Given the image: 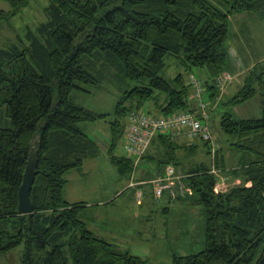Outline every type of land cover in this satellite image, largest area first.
<instances>
[{"label": "trees", "instance_id": "16d2710c", "mask_svg": "<svg viewBox=\"0 0 264 264\" xmlns=\"http://www.w3.org/2000/svg\"><path fill=\"white\" fill-rule=\"evenodd\" d=\"M3 1L10 11H0V25L31 2ZM34 8V19L44 21L0 48V99L7 116L0 128V255L24 245L23 264H153L97 236L83 215L87 203L64 198L66 174L82 171L86 160L101 153L81 125L109 123L111 150L124 138L132 113L162 117L195 111L190 76L203 85L204 101L218 104L224 88L220 76L230 69L229 84L237 74L241 83L220 104L239 106L261 90L263 116L221 117L228 146L240 154L238 169L228 175L240 184L217 192L215 175L202 164L181 176L195 192L191 202L203 208L206 239L202 251L174 254L170 264H264V63L245 69L242 53L248 44L240 27L264 20V0H48L44 9ZM171 55L188 71L187 79L180 73L172 84L160 75ZM105 82L122 91L113 113L77 103L79 93L92 94ZM214 138L191 141L165 131L153 137L139 161L155 159L166 166L178 151L197 150L199 140L216 151ZM35 141L41 145L30 197L34 211L20 214L18 194ZM133 159L127 150L125 157H112L121 173L134 174L140 164L135 167Z\"/></svg>", "mask_w": 264, "mask_h": 264}, {"label": "rangeland", "instance_id": "374dc122", "mask_svg": "<svg viewBox=\"0 0 264 264\" xmlns=\"http://www.w3.org/2000/svg\"><path fill=\"white\" fill-rule=\"evenodd\" d=\"M47 4L48 0H31L30 5L24 7L16 16L9 20H3L0 25V48L17 42L18 36L24 38L27 27L34 31L36 22L44 21L41 16L34 19L37 15L34 5L37 9H44ZM3 9L10 11L8 3L0 0V11ZM248 15L244 14L242 17L248 19ZM238 22L235 23V30L239 29ZM248 22L247 25L240 22V27L246 29L245 32H241L242 39L248 44L247 48L244 47L246 51L242 53L245 69L255 63H264V20L254 18ZM165 59L166 65L160 74L163 78L171 83L175 76L182 73L187 79L188 71L180 66L178 59L172 55L166 56ZM194 71L199 76L204 74V70L200 68H194ZM232 81V84H229V81L226 82L222 89L223 94L220 102H226L229 95L232 97L238 92L235 87L241 82L235 75L234 78L232 77ZM120 95H122L121 90L105 82L101 89L94 90L92 94L79 93L76 101L82 107H87L94 112L113 113ZM262 101L261 90L256 96L236 107L230 104L226 106L220 102L217 104L213 101L211 104L206 101L210 113L208 124H210L213 134L219 139L218 149L209 152L205 144L199 140L197 141V150L186 147L185 150L178 151L173 163L169 164L174 165L182 177L188 174L189 169L198 167L200 164L208 166L207 169H210L216 177L220 191H230L234 185L241 182L240 178L228 175L230 171L238 169L240 154L236 147L228 146V137L221 129V117L225 113L231 112L237 120L261 118L263 116ZM2 102L0 99V128L6 123L4 120L7 118L6 106L4 107ZM3 115L4 120L2 119ZM110 119L113 117L111 116ZM81 128L98 141L101 153L97 159L86 160L83 174L76 169L67 173L69 182L66 185L65 196L73 203L77 200L87 203L88 209L83 215L88 227L100 238L114 243L119 250L129 251L132 255L140 256L153 264H170L174 254L186 255L202 251L206 239L205 214L201 205L199 206L197 202L192 203V200L189 199L192 198V195L195 197V192L189 186L187 188L185 181L176 182V184H182L185 187L184 191H181L179 186L176 192L171 194L170 189L165 195L157 198L153 194V185L149 180L162 175L165 165L160 167L155 159H143L142 163L134 170V174H132L133 172L121 173L117 164L112 161V157L119 159L126 156L124 139L121 138L116 147L110 150L111 129L109 123L99 120L95 123H84ZM181 140L186 141L183 138ZM218 153H220L219 157ZM222 158H224V164L221 163ZM137 181H146L145 183L148 184L142 186L139 183L135 186ZM248 184L250 185V183ZM138 190L144 194L141 203L137 199L136 192ZM117 192L119 194L110 201L112 203L101 202L105 198L110 199L111 195ZM168 205L171 206L167 207ZM166 207L163 215H160ZM24 248L23 245L11 252L1 254L0 264H23Z\"/></svg>", "mask_w": 264, "mask_h": 264}, {"label": "built area", "instance_id": "2783aa9c", "mask_svg": "<svg viewBox=\"0 0 264 264\" xmlns=\"http://www.w3.org/2000/svg\"><path fill=\"white\" fill-rule=\"evenodd\" d=\"M230 78L229 74H223L220 76V84L223 87L226 81ZM189 84L192 89V101L195 102V111L188 112H174L171 116H148L145 114H131L127 130L124 135L125 150H127L128 156L134 157L136 163L142 158L143 153L146 151V147L153 140V137L163 134L165 131L169 132L172 136L182 135L186 136L189 140L197 139L201 137L205 141L214 142L215 138L212 135L210 126L208 124L210 113L208 112V103L204 101L203 85L194 76L189 77ZM181 176L178 170L173 165H167L164 169V173L157 177L152 183L154 184V192L157 198H160L167 190L170 193L176 192L180 186L181 191H184L181 183ZM182 185V186H181ZM217 192L220 191V187L217 185ZM139 199L142 198V194L138 193Z\"/></svg>", "mask_w": 264, "mask_h": 264}, {"label": "water", "instance_id": "95a60500", "mask_svg": "<svg viewBox=\"0 0 264 264\" xmlns=\"http://www.w3.org/2000/svg\"><path fill=\"white\" fill-rule=\"evenodd\" d=\"M41 143L39 141L33 142L31 145L29 160L27 162V168L23 175L24 179L20 186V191L18 194V211L21 214H30L33 210V204L31 197L32 186L36 179L37 169H38V152Z\"/></svg>", "mask_w": 264, "mask_h": 264}, {"label": "crops", "instance_id": "0c3cea01", "mask_svg": "<svg viewBox=\"0 0 264 264\" xmlns=\"http://www.w3.org/2000/svg\"><path fill=\"white\" fill-rule=\"evenodd\" d=\"M231 56H232V58L235 60V58L237 57L236 56V54H235V52H233V53H231ZM235 64H236V62H235ZM235 64H234V66H235ZM228 72H230V69H229V71ZM236 76H238V74L236 75ZM233 83V82H232ZM235 85V84H234ZM179 140H181V139H179ZM144 159V158H143ZM84 169H85V165H84V167H83V169H82V171H80V173L81 174H83L84 173ZM66 178H67V174H66ZM68 180V179H67ZM68 182H69V180H68ZM133 183H135V182H133ZM139 183L141 184L142 183V181H137L136 183H135V186H137V185H139ZM68 184V183H67ZM65 187H67V186H65ZM66 189V188H65ZM119 194V192H117V193H113L111 196L112 197H110V199H107V198H105V200H103V201H101V202H104V203H109L110 201H112L115 197H116V195H118ZM64 198H66V196H65V193H64ZM67 199V198H66ZM68 200V199H67ZM70 203H73V202H71L70 200H68ZM75 203H77V202H81V201H74ZM85 203V202H84ZM88 207V206H87Z\"/></svg>", "mask_w": 264, "mask_h": 264}, {"label": "clouds", "instance_id": "9594fccd", "mask_svg": "<svg viewBox=\"0 0 264 264\" xmlns=\"http://www.w3.org/2000/svg\"><path fill=\"white\" fill-rule=\"evenodd\" d=\"M224 74H229V73L227 72V73H224ZM208 112H209V109H208ZM209 119H210V117H209ZM123 139H124V138H123ZM125 141H126V140L124 139V145H125ZM133 161H134V160H133ZM139 164H140V161H139L138 163H136V162L134 161V166H135V167H137ZM168 165H171V164H168ZM166 166H167V165H166ZM166 166H165V167H166ZM173 166H174V165H173ZM164 169H165V168H164ZM157 175H158V174H157ZM158 177H159V176H158ZM155 179H157V177L154 178L153 180H149L150 183L153 185V192H154V184H153L152 182H153ZM145 182H146V181H142V183H141L140 185L143 186L144 184H148V183H145ZM167 191H168V190H167ZM167 191H166V192H167ZM139 192L142 194V198H141V199H139V197H138V195H139L138 193H139ZM166 192H165V193H166ZM168 193H169V192H168ZM136 194H137V197H138V201L141 203V202H142V199H143V197H144L143 192H142L141 190H138V191L136 192Z\"/></svg>", "mask_w": 264, "mask_h": 264}]
</instances>
